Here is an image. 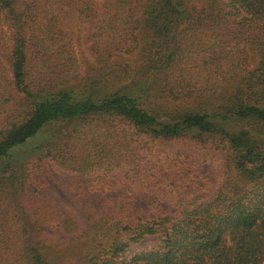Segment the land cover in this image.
<instances>
[{
	"label": "trees",
	"instance_id": "trees-1",
	"mask_svg": "<svg viewBox=\"0 0 264 264\" xmlns=\"http://www.w3.org/2000/svg\"><path fill=\"white\" fill-rule=\"evenodd\" d=\"M202 2L106 0L110 40L129 38L88 84L66 73L71 59L49 35L51 20L40 27L45 38L27 39L29 9L0 0L12 32L9 75L0 81V264L264 263V0ZM29 53L40 62L54 55L58 75L43 76L54 70L45 64L32 75ZM51 123L71 125L27 161L15 156ZM181 139L225 149L218 180L180 156L139 155L149 144ZM52 168L111 173L107 189L88 183L77 195L85 200L83 222L64 206L40 207ZM137 178L146 200L131 187L118 192ZM47 216L55 231L42 221ZM48 230L62 239L50 243ZM146 237L156 245L134 250Z\"/></svg>",
	"mask_w": 264,
	"mask_h": 264
},
{
	"label": "rangeland",
	"instance_id": "rangeland-1",
	"mask_svg": "<svg viewBox=\"0 0 264 264\" xmlns=\"http://www.w3.org/2000/svg\"><path fill=\"white\" fill-rule=\"evenodd\" d=\"M21 1L23 3V9L28 8V12H30L29 17L25 19L24 25L26 38L28 39L29 36H31L32 40L34 38H45L46 35H44L40 27H43L46 22L49 23V20H51L54 27H51V33L49 35H54L56 37L55 39L60 41V45L64 46L67 55H69L72 65L68 67L69 71H66V73L69 76L77 75L74 82L81 83L82 80H87L88 84L96 83L98 80V70L105 66L112 65L113 61L118 58L117 54L121 53L119 50L122 48L123 42L128 41L129 35L123 40L118 39L116 36L110 40L112 32L108 30L112 26L110 23L113 22H111V19L109 20L108 16L106 17L103 12V6L106 4V0H83L85 4H81L79 0H54L52 1V5L45 3L44 0ZM190 1L195 8H199L203 4L202 0ZM83 8L85 11L81 12ZM100 32L103 36L98 38ZM11 33V26L5 20L4 15L0 14V81L9 75L8 61L12 45ZM241 46L243 47L242 43ZM115 47H117L116 50L114 49ZM58 52L60 53L57 54L58 61L64 63L67 60L66 54L63 53V51ZM109 52H111V57L107 59L106 57ZM102 53H104V55ZM244 53L247 66L251 67L254 58L253 56L252 59L247 58L245 51ZM135 54L136 52H134V55L128 56V59L132 62L131 66H134L133 56L135 58ZM98 55L102 56V58L98 57ZM59 56H61V59H59ZM38 58L39 56L35 57L34 55V57H32L29 53L31 70H33V72H31L32 75H36L42 64L54 67V70L53 68L49 70L43 69V76L55 77V75H58L55 73L58 67H55L57 59L54 55L42 57L41 62ZM242 58L243 57H240L241 63H243L244 59ZM135 60L137 63L139 59ZM53 62L55 63L53 64ZM92 90L95 92L98 91L96 86H94ZM70 125L69 123H51L46 125L37 136L18 148L15 151V156L21 161H27L28 157L31 155L30 151L33 148H36V146H47L55 142V140L59 138L60 132L69 128ZM95 130L96 132H100L101 129H93V131ZM114 138L115 136L113 139ZM87 139L88 138L85 140ZM139 155L145 157L146 160H156L161 157L164 158L165 156L166 159H173L176 156H180L181 159L190 161L193 165L192 169L195 170L198 175L206 177L209 180H218L224 170L226 152L224 148L216 147L211 143L195 145L187 139H181L158 142L154 145L149 144V147L142 149ZM110 174L111 173L105 172L99 168L92 171L87 176H78L70 172L52 168L50 174L44 176V185L38 195V197L42 199L40 207L41 205L46 207L49 206L50 208L64 206L66 210H71L76 213L77 219L83 222L84 213L81 211V207L85 208V200L81 197H77V195L81 193L82 190L88 189V183H91L92 187L97 183L99 184L98 187L101 186V184L107 182L106 179L110 177ZM138 181L139 178L134 180L132 184H127L126 182L120 184L117 187L118 192L121 193L125 191V189L131 187L133 190H140L141 195L144 200H146L148 194L144 186H142V183ZM103 186L105 189L108 188L105 187L104 184ZM110 188H113V186ZM90 199L91 198H87L86 200L89 202ZM44 211L48 210L44 209ZM34 219L37 220V217ZM42 221L46 222L47 229L55 231L53 228L54 223L50 216H47V218ZM50 230L44 232V238L50 243L60 241V233L55 234ZM156 243L155 237H146L134 247V250L149 249L154 247Z\"/></svg>",
	"mask_w": 264,
	"mask_h": 264
}]
</instances>
